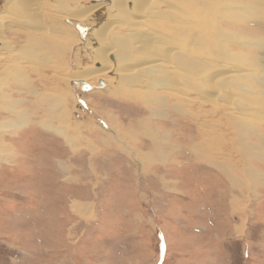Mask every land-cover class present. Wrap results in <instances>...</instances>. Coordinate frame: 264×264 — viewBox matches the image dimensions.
Returning a JSON list of instances; mask_svg holds the SVG:
<instances>
[{
  "label": "rangeland",
  "instance_id": "374dc122",
  "mask_svg": "<svg viewBox=\"0 0 264 264\" xmlns=\"http://www.w3.org/2000/svg\"><path fill=\"white\" fill-rule=\"evenodd\" d=\"M4 1L0 264H264V0L248 14L242 0H214L215 18L203 0L175 10V23L194 19L172 30L196 33L187 46L198 73L186 84L173 71L170 88L128 85L113 71L80 76L99 65L90 34L108 33L111 63L116 19L103 6L92 11L106 0H42L30 25ZM136 2L122 14L136 19ZM75 11H92L95 23L65 21ZM100 21L108 31H89ZM215 58L223 71L242 69L224 88L239 109L217 96L221 88L200 95V71Z\"/></svg>",
  "mask_w": 264,
  "mask_h": 264
},
{
  "label": "bare ground",
  "instance_id": "6f19581e",
  "mask_svg": "<svg viewBox=\"0 0 264 264\" xmlns=\"http://www.w3.org/2000/svg\"><path fill=\"white\" fill-rule=\"evenodd\" d=\"M7 1L12 2L13 7L11 6V4L9 5L12 8H14V6H16V9H20L22 13L24 10L25 14L23 13V15H24L23 20L26 21V23L28 25H30V22H35V19H37L36 16L33 14H35L36 11H38L37 9H38V6L40 5V4L39 5L38 4L34 5V4L37 2H41L42 0H5L4 3ZM133 1H135V2L139 1L138 3L136 2L138 4V7L134 6V8L136 10H139L138 15H137L138 17L136 19L132 18V17H127L124 14H122L124 12L126 6L132 4ZM193 1L194 0H192V2ZM213 1L214 0H203V3H204L203 7L205 9L204 11L207 12V13H205L206 15L209 14V12H211L213 17L215 18L218 15L219 10H218V6L215 4L217 2V0H215V3H213ZM242 1H244L242 6H243V8H245L244 10L246 11V13L247 14L252 13V10H253L252 7L254 6L253 0H242ZM203 3L201 2L199 5H202ZM226 3H228V2L226 1ZM31 4H33V6L30 7L29 5H31ZM187 5L189 6V9L187 7V9L189 10L188 12H190V9H192L190 0H106V1H100V2L95 3L94 7H92V11L96 7L103 6L107 9V11L109 12V15L113 16L116 19V24H115L116 27H112V26L111 27H112V30H115V29H117V30L114 33V35L111 37V41H109V42L113 43L112 45H110L111 47H113V52L110 56L111 57V59H110L111 63L107 60V57L109 58L111 51L104 53L106 51L104 49V46L107 44L105 41L107 39L108 33L107 32L102 33L103 36H101L99 33H97L96 37H95V35L92 36L89 33L92 38L90 37L88 39L94 40L95 43H97L96 46H94V47L92 46L93 49L91 51H93L94 59L96 61H98L99 65L94 67V69H92L93 72L90 70L91 71L90 73L85 72L80 76L85 78V76H87V77L91 76V73L99 75L102 73L104 74V73H108L110 71H113L115 73V75H117V78L119 79V81L125 80L128 83V85H130V82H132V83L137 82L138 81L137 79H139V81L141 82L140 84L146 85L147 88H148V86H149V88L152 86L153 87H165V88L168 87V88H170V84L173 83L171 81L170 77H172L171 74L174 73L173 71H175L176 75L187 76V79H186L187 83L186 84L193 83L192 81L188 80L189 77H191V76H189V74H190V72H192L191 74L198 73V72H197V70H195L197 67L195 68L196 63H195V61H194L195 59L193 57L194 54L192 55V50L189 46H187V43H190V46H192L191 43L194 42L196 33L194 32V30L192 28L190 30L185 29L188 31L184 32L186 37L185 36L183 37L182 34H180L181 28H179V31L178 30H172L174 27L177 26V24L180 26H182L183 24H185V25L188 24V25L192 26V24H193L192 20L194 22V19H192V18H190L187 21L184 19L185 21L177 22V23H175V20L177 21V19L174 20V16H175V14H177V12H175V10H181L182 11L184 9V7L182 8L181 6H187ZM9 6L6 7L7 10H10ZM234 6H235V4H234ZM235 7H237V5ZM32 8H33V10H32ZM75 8L76 7H74V9ZM221 8H223V7H221ZM62 10H63V8H62ZM111 10H113V11H111ZM147 10H149V11H147ZM69 11H72V10H69ZM92 11L91 12L89 11L87 13L84 12L83 14L81 13V15L78 14L79 11H75L76 13L72 12V13H74L71 15L72 17H65V19L67 18V19L71 20L70 23L76 22L77 25L78 24H80V25L85 24L88 21V19L91 21L90 23H95L94 17L92 16ZM119 11L121 12V14ZM194 11H193V13H195ZM15 12L19 15V10L18 11L15 10ZM21 12H20V14H21ZM68 13H70V12H68ZM197 13H198V11H197ZM123 15L125 17H123ZM203 15H204V13H203ZM190 16L194 18L193 14H191ZM195 16H196V14H195ZM210 16H211V14H210ZM140 17L142 19H139ZM211 18H212V16H211ZM180 19L181 18L179 17V20ZM196 20L198 21L197 18H196ZM104 21L97 22V24H96L97 26L95 25L94 27L92 24V27L88 28L89 31L92 30V28H94L92 30V32H95V30L100 31V28H106V30H107V27L109 25H107L106 23H108V21L107 22H104ZM159 21H161V22H159ZM163 22H164V24H163ZM80 25H78V27H81ZM194 25H196V23ZM111 27H110V30H111ZM82 28H83V26H82ZM84 30H85V28H84ZM214 30H216V37L219 36L221 31L222 32L224 31L226 33V34H222V35H229L228 38L229 37L233 38V36H234L233 33L222 30L221 28L220 29L216 28ZM173 31H175V32H173ZM182 31H184V30L182 29ZM212 31H213V26H212ZM199 35H201V34H199ZM210 37H209V39H210ZM222 37L223 36H221V38ZM203 40H204V42L206 41V39H203ZM218 40H219V38H218ZM259 40L260 39H258V41ZM184 43H186V45ZM146 45H148V46H146ZM149 45L151 46V49L153 51L150 50ZM133 47H136V51L138 52L137 57H136V54L134 53L135 50L133 49ZM214 47H215V45H214ZM110 50H112V49H110ZM213 50H214V48H213ZM215 50H217V48H215ZM143 51L145 52L146 55H149L150 58H143L144 56L143 57L141 56ZM218 51L219 50H217L216 53H218ZM139 54H141V55H139ZM215 54H213V56ZM204 55L205 54H203V56ZM220 56L221 55H219L218 57L220 58ZM206 57H207V55L204 56V58H206ZM214 57H216V56H214ZM218 57H217V59H218ZM204 58H201V59H204ZM221 59H222V57L220 58V60ZM239 60H241V58ZM242 61H243V59H242ZM257 61H259V60L257 59ZM206 62L207 61L204 62V64H203L204 66L206 65L205 64ZM212 62L213 63H211L210 65H207V66H209L208 69L200 71V74H199V77L201 78L200 83L202 84V82H203V84L201 86H205V90L202 91V93L200 95L207 100L214 98V97L210 96V94L212 93V89L217 91V90H220V88H221V93L217 96L227 95L225 93V89H224L226 84L229 83L230 85L234 86L233 82H231V78L233 77V80H235L236 79L235 74H239L238 72H241V70H242L236 66L231 65L227 71H223V69L225 67V64H223V62L219 63L220 61H217L216 58H215V60L212 59ZM113 63H115V64L113 65ZM193 64H195V66H193ZM258 67L260 68V66H258ZM205 68H207V67H205ZM215 68H218V69L214 70ZM247 69H246V72L248 71ZM257 71L255 70V73H256L255 79L261 81V76H259L260 75L259 72H261V74H262L263 70L260 69ZM250 72L251 71H248V73H246V74H251ZM144 78L146 79V81L142 82L144 80ZM79 80H84V79H79ZM137 83H139V82H137ZM116 84H117V86L115 88H113V91L119 92L121 90L120 86H119L120 84L118 85V82ZM234 84L239 86L240 82H237ZM127 90H128V88H127ZM229 94H230V92H229ZM231 94H233V95H231V96L227 95L226 96L227 104H229L230 106L232 105L233 107L239 109V107L243 105L242 102L235 98V95H236L235 93L231 92ZM217 96H215V97L217 98ZM243 111H244V109H242V112ZM138 123H140V122H138ZM248 148H250V147L248 146ZM239 149H238V151H240V153L242 155V148H239ZM148 158H146V159H148ZM242 158H243V156H242ZM218 167L221 169V171H224V172L227 171V170H224L221 167V165H219V164H218ZM250 175L252 176L253 174H250ZM74 201L75 202L72 203V206L74 207V204H75L76 205L75 208L80 207V202H78L76 200H74Z\"/></svg>",
  "mask_w": 264,
  "mask_h": 264
},
{
  "label": "water",
  "instance_id": "95a60500",
  "mask_svg": "<svg viewBox=\"0 0 264 264\" xmlns=\"http://www.w3.org/2000/svg\"><path fill=\"white\" fill-rule=\"evenodd\" d=\"M65 21H67V22H71V20H69V19H65ZM81 83H82V86L83 87H88V86H90V84L87 82V81H85V80H81ZM100 83H102V82H100Z\"/></svg>",
  "mask_w": 264,
  "mask_h": 264
}]
</instances>
